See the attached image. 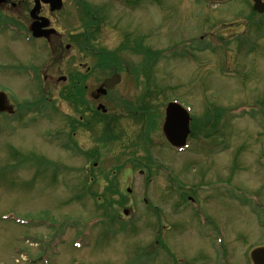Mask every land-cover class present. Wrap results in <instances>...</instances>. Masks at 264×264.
Returning <instances> with one entry per match:
<instances>
[{"label":"rangeland","instance_id":"obj_1","mask_svg":"<svg viewBox=\"0 0 264 264\" xmlns=\"http://www.w3.org/2000/svg\"><path fill=\"white\" fill-rule=\"evenodd\" d=\"M64 2L55 27L70 51L0 20V89L18 114L0 115V264H222L219 233L226 264H252L250 251L264 245V13L248 0ZM101 50L87 98L66 101L59 77L94 67ZM116 67L122 81L95 101ZM173 99L195 117L187 152L162 129ZM193 193L195 215L184 211Z\"/></svg>","mask_w":264,"mask_h":264},{"label":"flooded vegetation","instance_id":"obj_2","mask_svg":"<svg viewBox=\"0 0 264 264\" xmlns=\"http://www.w3.org/2000/svg\"><path fill=\"white\" fill-rule=\"evenodd\" d=\"M35 5V0H5L3 3L0 4V20H2L5 24H9V23H12V24H15V25H18V26H22V24L24 22H27V25L25 27H21V28H26L29 29V26L32 22V19H31V16H30V12H31V9L33 8V6ZM64 5H65V2H64ZM28 9V10H27ZM26 12L28 13V18H29V21L25 20L23 18V16L26 14ZM60 12V11H53L51 9V5L49 4H46V3H41V9L39 11V16L41 17H46L50 20V27L52 28H55L56 30H59V28L55 27V20H57V13ZM86 20H87V17L84 16L82 18V31L83 33L80 34L79 38H81V41L83 40H86L88 41L89 40V35L87 34V31L85 30V26L84 24L86 23ZM30 23V24H29ZM29 24V25H28ZM65 35L63 36V34L61 33V31H57V33L55 34H52L50 36V38L48 40L42 38V39H35L37 41H45V43L47 44L48 48L51 49V51H62L63 50L66 52V51H70L72 50V46L71 47H63V39H64ZM72 38V37H71ZM82 46V50L87 53L88 52V49H87V44H81ZM81 51V50H80ZM82 52V51H81ZM55 64H53L51 67L54 68ZM99 65L96 63L94 67H91V66H88L86 64H81L80 63V68H84L85 70L84 71H81L79 72L78 70L75 71V72H69L68 73V76H66V80L65 81H60L64 84L63 88V93L68 96L66 99V101H72L74 102V98L75 99H78L80 100L81 102L83 101V98H79V95L81 97H84V95L86 96L87 98V94H88V88H89V85H88V79L89 77L92 76V74H94L97 70L96 69H100L102 70L103 69V66H100L98 67ZM110 68H113V67H110ZM119 72V68L116 67L114 72ZM61 77V76H60ZM59 77V78H60ZM51 78L52 80V77H48V80ZM47 79V76H44V81ZM59 81V79H58ZM103 82V81H102ZM102 82L100 83L99 86H101ZM55 86H58L57 84H54ZM97 87V88H98ZM96 88V89H97ZM52 89V87H50L48 90ZM91 92V96L92 98L95 100V101H98L100 100V98H103V97H107L111 91H108V93L106 95H102L101 97H98L96 94H95V91ZM76 90H80L79 94L76 93ZM63 93H61V95H63ZM47 96L50 94V91H47ZM77 95V96H76ZM48 99H50V97L48 96L47 97ZM73 98V100L71 99ZM85 99V98H84ZM71 106H73L72 103H69ZM86 103H83L81 106H80V110L81 111H85L87 110V105H85ZM100 103H98L99 105ZM97 109V107H96ZM97 112H101V111H98ZM103 113V112H101ZM104 115H106L107 113H103ZM80 120H83V117H80ZM82 122V121H81ZM198 196L196 195V193H193V194H190L187 196L188 200H192L193 202H196V198ZM181 206V204L179 205ZM260 206H261V213L262 211H264V207L262 205V203H260ZM193 214L195 215V211H192ZM201 214V211L199 213V216ZM196 215L198 216V212L196 211ZM198 216V217H199ZM214 249V247H212ZM222 250H223V254H226L225 253V250L223 249L222 247ZM222 255V254H221ZM216 257V255H215Z\"/></svg>","mask_w":264,"mask_h":264},{"label":"water","instance_id":"obj_3","mask_svg":"<svg viewBox=\"0 0 264 264\" xmlns=\"http://www.w3.org/2000/svg\"><path fill=\"white\" fill-rule=\"evenodd\" d=\"M47 3H51L53 9H59L62 7L61 0H44ZM255 6L254 8L263 11L264 4H262L261 0H254ZM39 9V3L37 7L32 11V15L34 16ZM36 16V15H35ZM34 16V17H35ZM49 23L47 21H42L38 23H34L32 26V31L34 35L37 37L46 36L49 37L54 30H43ZM121 82V76L119 74H114L112 77L106 79L103 83V86L99 88L97 91V96L100 94H105L107 89H112L115 85ZM99 109L105 108L103 105L99 106ZM10 111L12 112V108L9 107L6 103L5 93L0 92V112ZM189 120L190 117L186 113V111L181 108L178 104L171 103L167 109V117L166 122L164 124L163 130L167 137V139L173 145H183L186 141L187 135L189 133ZM128 213V211H126ZM251 258L254 264H264V247L256 248L251 252Z\"/></svg>","mask_w":264,"mask_h":264},{"label":"bare ground","instance_id":"obj_4","mask_svg":"<svg viewBox=\"0 0 264 264\" xmlns=\"http://www.w3.org/2000/svg\"><path fill=\"white\" fill-rule=\"evenodd\" d=\"M187 152V151H186Z\"/></svg>","mask_w":264,"mask_h":264}]
</instances>
